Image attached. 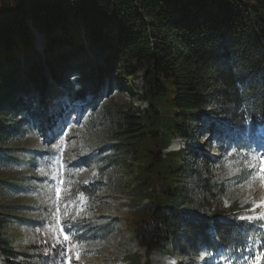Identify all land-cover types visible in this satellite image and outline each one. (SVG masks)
I'll return each instance as SVG.
<instances>
[{
  "label": "trees",
  "instance_id": "1",
  "mask_svg": "<svg viewBox=\"0 0 264 264\" xmlns=\"http://www.w3.org/2000/svg\"><path fill=\"white\" fill-rule=\"evenodd\" d=\"M28 20L37 33L47 35V46L65 42L76 53L89 48L102 57L99 84L104 82V71L110 73L119 65L125 73L120 79L134 93L138 89L132 77L136 70L142 73V94L137 97L146 109L108 108L104 116L114 126L111 143L72 166L76 171L93 166L105 174L118 167L121 154L131 153L129 205L147 200L133 212L131 223L132 237L147 257L144 264H149L152 252L180 258L205 255L207 264H264V227L257 219H244V213L250 216L253 210L237 198L223 206L227 182L217 179L214 157L204 151L189 152L195 166L189 172L188 194H197L188 195L180 190L185 151L164 154L174 136L193 138L194 123L204 125L211 144L221 153L245 147L247 127L264 123V0H0V46L4 48L0 49V168L19 159L17 151L5 144L17 135L11 122L22 123L31 133L40 131L36 125L40 113L35 112L42 109L18 89L14 72L18 62L8 64L18 52L25 53L27 77L43 97L46 76L33 53L35 35ZM57 28L63 34L51 35ZM63 54L68 53L59 50L54 55L56 65L66 62ZM47 66L57 80L52 65ZM64 83L69 104L91 93ZM250 175L252 171L243 167L231 180L241 185ZM23 182L18 177H0V188L27 193ZM102 189L99 180L80 188L90 211ZM17 210L18 206L0 203V264H64L67 253L59 245H30V254L18 250L7 231L12 220L20 219L14 215ZM115 224V220L87 215L62 224L61 230L72 237L71 249L108 239Z\"/></svg>",
  "mask_w": 264,
  "mask_h": 264
},
{
  "label": "rangeland",
  "instance_id": "2",
  "mask_svg": "<svg viewBox=\"0 0 264 264\" xmlns=\"http://www.w3.org/2000/svg\"><path fill=\"white\" fill-rule=\"evenodd\" d=\"M32 23L31 20L27 22L32 34L35 35L33 53H37L38 61L34 54L31 56L42 66V72L46 76L45 92L43 97H40L31 86L25 72V53L18 52L14 57L9 58V66H14L16 61L18 62L17 70L14 71L18 89L31 96L36 106L42 110L35 112L40 113V120L37 124L40 129L39 133H31L30 129L24 127L22 123L17 125L16 121L11 122L17 135L10 137L5 144L17 151L16 155L19 159L12 165L0 168V177L24 179V188L28 192L14 194L7 189L0 188V203L18 206L14 215L20 218L12 220L7 226V231L18 250H25L29 254L32 251L28 246L43 243H51L53 246L61 245L66 252L70 250L65 264H84L81 262L82 258L90 260L94 257L100 259L101 264H144L147 258L144 248L137 245L131 233L133 210H135V207L129 205L131 195L128 193L132 174L131 153L121 154L118 157V167L108 169L105 174H100L93 166L83 167L77 171L72 166L73 162L78 161L82 156L103 149L109 142L111 143L110 134L114 126L107 123L104 116L108 108L110 110L132 108L137 111L146 109L147 104L140 102L137 97L142 94V73L136 70L135 76L132 77L138 89L134 93L130 91V85L120 79L125 73L124 69L118 70L119 65L110 73L104 71L107 73L103 77L104 82L99 84L98 67L105 64L102 57L89 48L85 49V53L81 51L76 53L65 42L64 44L54 42L49 47L46 44L47 35L37 33ZM54 34L62 35L63 33L60 28H57L51 32V35ZM61 38L65 39V37ZM49 48L50 51L45 53ZM0 49L4 51L2 46ZM59 50L68 54H63L65 63L56 65L53 57ZM0 64H3L1 58ZM47 64L52 65L59 82L52 78L47 70L49 69ZM132 67L136 68V65L132 64ZM64 82L75 84V88L85 87L91 93L79 99L84 101L68 104ZM102 87H104L103 93L99 96L98 91ZM208 111L209 109H206L204 112ZM90 116L92 118L89 120ZM54 126L57 131H53ZM203 126L201 122L193 124V142H197L194 148L197 147L200 153L204 151L212 157L216 156L214 162L217 179L227 182L225 203L222 200V204L228 206L232 198H237L241 204L246 206V209L248 205L251 206L253 213H257L255 216L264 222V142H258L250 130L248 139L250 147L246 150L248 152L230 150L219 154L211 144L212 136L204 131ZM18 127L22 131L20 134ZM24 128L26 129L23 131ZM58 131L62 133L55 137L54 134ZM174 140L176 137L171 139L164 154L176 149L177 141ZM193 142L188 143L189 149L192 148ZM43 151L47 152L46 155H39V152ZM49 158H51L50 161H48ZM103 165L104 163H99L97 166ZM182 166L180 190L183 188L184 193L188 194L192 186L189 172L195 166V159L189 151L182 154ZM243 167L251 169L252 175L248 181L237 185L231 179ZM90 179L99 180L103 184L102 191L96 194L93 211H90L91 204L78 190L79 186H86ZM61 181L63 183H60ZM57 188L61 190L59 200L56 195ZM195 194L197 192L191 191L188 195ZM179 198L181 199V195ZM245 214V217H248V212ZM87 215L99 221L115 220L114 234L106 240L75 245L70 249L68 241H64L61 224L65 216L72 219ZM28 221H30L29 224ZM33 222H39L41 225L32 227ZM154 255L156 254L148 257L149 264H160L164 259L163 256L156 255L157 259H155ZM168 259L172 261L170 264H204L207 260L206 257Z\"/></svg>",
  "mask_w": 264,
  "mask_h": 264
},
{
  "label": "bare ground",
  "instance_id": "3",
  "mask_svg": "<svg viewBox=\"0 0 264 264\" xmlns=\"http://www.w3.org/2000/svg\"><path fill=\"white\" fill-rule=\"evenodd\" d=\"M38 36H39V35H38ZM37 41H38V39H37ZM38 46H40V45H38ZM196 145H197V144L193 142V146H196ZM184 147H185V149H189V148H188V143L184 144ZM154 258L157 259V256L154 255ZM81 262L84 263V264H101L100 259H98L97 257L91 258L90 260H89L88 258H87V260H84V259L82 258V259H81ZM118 264H120V263H118ZM160 264H170V263L165 262V261H162V262H160Z\"/></svg>",
  "mask_w": 264,
  "mask_h": 264
},
{
  "label": "snow or ice",
  "instance_id": "4",
  "mask_svg": "<svg viewBox=\"0 0 264 264\" xmlns=\"http://www.w3.org/2000/svg\"><path fill=\"white\" fill-rule=\"evenodd\" d=\"M60 183H63V182L61 181ZM60 191H61L60 188L56 189V195H57L58 200L60 198ZM57 211H59V209H57ZM71 239H72V237H70L69 235H64V241H70Z\"/></svg>",
  "mask_w": 264,
  "mask_h": 264
}]
</instances>
